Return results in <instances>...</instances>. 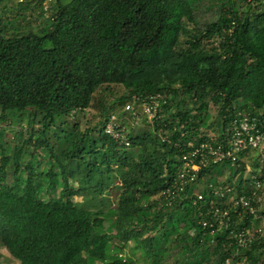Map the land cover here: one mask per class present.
<instances>
[{
  "label": "trees",
  "instance_id": "16d2710c",
  "mask_svg": "<svg viewBox=\"0 0 264 264\" xmlns=\"http://www.w3.org/2000/svg\"><path fill=\"white\" fill-rule=\"evenodd\" d=\"M45 1L18 0L16 16L0 15V119L27 117L32 135L34 121L41 124L11 153L0 140V246L18 264H134L130 242L147 264H221L229 233L205 232L193 200L199 183L230 180L239 168L201 169L170 205L153 197L172 183L188 140L221 134L238 111L264 114V8L246 0H49L45 9ZM33 9L30 25L23 12ZM153 94L165 98L153 125L122 121L128 147L103 132L107 115L122 117L127 103L140 108ZM88 108L94 124H68ZM28 144L49 151L48 168L22 161ZM240 253L264 264V237Z\"/></svg>",
  "mask_w": 264,
  "mask_h": 264
},
{
  "label": "built area",
  "instance_id": "2783aa9c",
  "mask_svg": "<svg viewBox=\"0 0 264 264\" xmlns=\"http://www.w3.org/2000/svg\"><path fill=\"white\" fill-rule=\"evenodd\" d=\"M246 1L253 8H264V0ZM47 7L45 5V9ZM231 24L229 33L234 29V21ZM219 39L214 44H218ZM164 103L165 98L161 94L142 98L140 108L127 103L124 106L126 115H107L103 132L118 144L128 147L127 125L122 121H128L133 128L142 123L153 125ZM161 132L159 129L160 139L167 140ZM185 146L181 167L172 183L153 198L159 206L170 205L187 185L197 182L199 171L211 164L228 162L234 169L243 168L238 169L230 180L219 176L215 184L202 183V187L195 192L197 199L193 203L200 201L202 204L197 208V222L205 232L213 235L227 230L229 233L232 250L221 264H248L247 256L240 251L264 237V114L238 111L221 134L209 133L207 139L198 142L188 140ZM205 187L216 201L205 199L201 192ZM210 242L215 241L211 239Z\"/></svg>",
  "mask_w": 264,
  "mask_h": 264
},
{
  "label": "rangeland",
  "instance_id": "374dc122",
  "mask_svg": "<svg viewBox=\"0 0 264 264\" xmlns=\"http://www.w3.org/2000/svg\"><path fill=\"white\" fill-rule=\"evenodd\" d=\"M18 0H0V15H5L4 16H9V15H15V10L16 9V3ZM49 0L45 1V5H48ZM4 10L6 12H4ZM19 13H21L20 10H18ZM25 13V18L27 17V21H29V24L32 25L34 23V19L37 16L38 10L33 9V10H27ZM16 16V15H15ZM17 19H20L21 21V15L17 17ZM7 114H11L12 111H6ZM12 115V114H11ZM8 116L4 119H0V140L2 143H4L8 147L9 153H11L12 148L16 144H20L22 141L29 139L31 137V141L35 138V136L38 135V130L40 128V123L38 122V118L34 121L33 123V129L35 132L30 133L31 129L30 126L27 122V117H23L19 122L13 121L12 116ZM209 115L210 119L212 120L214 116L216 115V108L210 104L209 106ZM98 119V116L94 112L92 108H88L82 112H76L74 113V117L70 116L67 118L68 124H72L74 121L77 122L80 126L81 129H84L85 127H88L91 124H94ZM137 130V129H136ZM139 130V129H138ZM52 130H49V135H50V142L53 145V147L56 148L57 142L55 139L52 137ZM62 135V132H61ZM32 144H28L24 146L25 153L22 155V161L27 162L31 159V163L36 167V170L38 171H43L46 168H48V153L46 149L42 150L40 148L38 149H33ZM27 151H33L31 154H29ZM27 152V153H26ZM34 155V157L32 156ZM8 180H12V175L9 173ZM202 187V183H199L197 189ZM197 189L195 191H197ZM116 191L111 190L108 192V196L110 199V204L109 205H114L116 203ZM76 200H81V197H75ZM133 245L132 242L128 244V246L125 249V254L127 256H131L134 259V264H147L144 262L141 252L139 250H135L132 254L131 246ZM0 253H1V259H0V264H18V260L15 259L10 252L5 248L0 246Z\"/></svg>",
  "mask_w": 264,
  "mask_h": 264
}]
</instances>
